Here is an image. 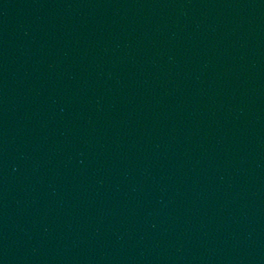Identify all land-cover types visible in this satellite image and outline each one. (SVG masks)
I'll list each match as a JSON object with an SVG mask.
<instances>
[{"label":"water","instance_id":"water-1","mask_svg":"<svg viewBox=\"0 0 264 264\" xmlns=\"http://www.w3.org/2000/svg\"><path fill=\"white\" fill-rule=\"evenodd\" d=\"M0 264H264V0H0Z\"/></svg>","mask_w":264,"mask_h":264}]
</instances>
